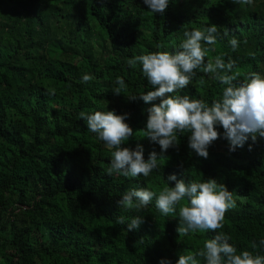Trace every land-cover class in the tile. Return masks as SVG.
<instances>
[{
	"label": "trees",
	"instance_id": "16d2710c",
	"mask_svg": "<svg viewBox=\"0 0 264 264\" xmlns=\"http://www.w3.org/2000/svg\"><path fill=\"white\" fill-rule=\"evenodd\" d=\"M209 25L218 26L219 35L205 45L212 49L206 62L226 54L225 62L235 61L236 84L251 72L264 75V0H169L163 14L151 13L143 0H0V264H175L178 253L200 250L216 233L179 236V218L164 217L154 201L140 211L116 203L130 189L174 187L167 179L172 174L186 183H223L236 206L218 231L238 252L264 256V137L230 151L218 127L220 138L203 158L183 135L147 178L110 177L112 150L79 116L128 114L134 136L122 146L140 144L145 160L151 151L159 153L142 131L147 109L159 99L139 98L154 88L139 63L129 66L128 60L175 52L184 31ZM233 37L240 42L236 51L229 45ZM85 74L93 79L84 82ZM117 77L127 85L125 95L137 94L134 101L113 94ZM224 87L198 69L178 94L210 105ZM120 216L126 223H116ZM135 216L143 223L127 231Z\"/></svg>",
	"mask_w": 264,
	"mask_h": 264
},
{
	"label": "clouds",
	"instance_id": "9594fccd",
	"mask_svg": "<svg viewBox=\"0 0 264 264\" xmlns=\"http://www.w3.org/2000/svg\"><path fill=\"white\" fill-rule=\"evenodd\" d=\"M235 4L252 5L254 0H232ZM151 13L163 14L169 5V0H143ZM227 35V31L224 33ZM184 39L175 52L154 51L137 55L128 60L129 66L139 63L141 72L154 90L140 92L139 98L153 103L147 109L143 137L159 145L160 152L151 151L147 160L144 159V149L137 144L135 149L123 147L134 136L133 129L125 122L128 114L117 115L114 111H94L91 114L79 113L86 121L87 129L96 139L103 142L111 151V159L106 175H122L124 178H147L153 170L158 169V160L170 148H177L179 138L188 137V147L198 156L207 158L208 148L220 138L228 140L230 151L251 139L255 142L257 135L264 137V75L251 72L246 75L244 82L234 83L239 73H233L235 61L225 62L221 54L214 60L205 61V56L212 51L205 45L217 42L218 26L209 25L203 29L186 30ZM239 41L233 37L229 45L233 51L239 46ZM210 75L211 79L225 85L221 98L209 105L202 99H193L181 95L187 88L196 70ZM93 79L91 75L82 77L84 82ZM200 84L205 85L202 77ZM117 87L112 92L123 94L128 100L134 101L137 94H127V85L122 77L115 81ZM168 181H175L174 187H163L153 191L144 187L126 191L116 201L119 208L125 211L147 208L154 201L155 208L164 217H178L179 236H187L196 232H215V236L204 240L203 247L198 251L178 253L175 264H264V256L253 255L251 251H239L229 241L230 236L218 230L224 227L226 213L236 206L233 193L228 191L223 183L215 179L190 180L177 179L175 174L168 176ZM183 202V203H182ZM117 224H124L125 217L120 216ZM143 223V217L135 216L127 222V231L137 229ZM264 245V240L260 241ZM256 247L255 244L252 245ZM159 264H171L167 259H161Z\"/></svg>",
	"mask_w": 264,
	"mask_h": 264
}]
</instances>
